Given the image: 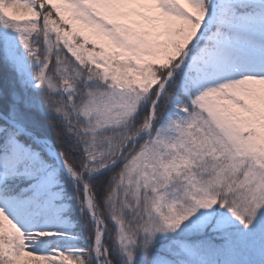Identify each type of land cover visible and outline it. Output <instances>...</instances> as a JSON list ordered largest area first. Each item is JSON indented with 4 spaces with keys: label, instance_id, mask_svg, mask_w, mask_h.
I'll return each instance as SVG.
<instances>
[{
    "label": "snow or ice",
    "instance_id": "1",
    "mask_svg": "<svg viewBox=\"0 0 264 264\" xmlns=\"http://www.w3.org/2000/svg\"><path fill=\"white\" fill-rule=\"evenodd\" d=\"M0 264H264V0H0Z\"/></svg>",
    "mask_w": 264,
    "mask_h": 264
}]
</instances>
